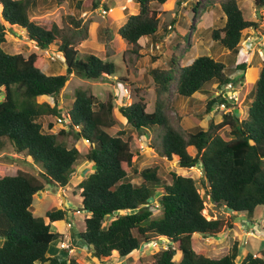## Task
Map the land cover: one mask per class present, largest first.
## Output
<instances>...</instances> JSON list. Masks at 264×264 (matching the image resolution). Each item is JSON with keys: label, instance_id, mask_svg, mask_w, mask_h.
<instances>
[{"label": "trees", "instance_id": "16d2710c", "mask_svg": "<svg viewBox=\"0 0 264 264\" xmlns=\"http://www.w3.org/2000/svg\"><path fill=\"white\" fill-rule=\"evenodd\" d=\"M134 1L139 4V11L128 16L119 27L118 35L132 45V52H138L142 37H151L162 27L166 36L178 19L174 17L170 23L162 21L163 11L154 6L171 0ZM216 2L225 20L221 26L211 28L212 39L236 51L244 31L257 29L261 24L245 18L238 0H208L207 5ZM254 2L257 8L264 7V0ZM177 3L181 4V0ZM32 4L34 0H0V92H5V98L0 101V151L8 143L16 154L32 157L43 167L44 180L23 172L9 174L0 168V264H81L69 256L67 249H60L56 255L49 254L50 245L64 238L51 224L66 219L71 208H51L45 216H37L34 199L48 183L68 186L82 158L91 163L93 171L73 190L74 194L79 193L81 209L89 214L79 233L99 260L112 259L114 254L123 258L130 256L143 243L162 238L167 247L155 253L152 264H264V250L256 254L246 251L239 261L238 241L220 258L198 253L192 241L194 234L216 237L225 228L233 227L232 218L240 213L251 217L258 206L264 205V60L245 118L237 111L226 112L220 122L211 119L207 127L196 131L186 129L180 116L173 119L168 98L173 85L179 95L191 97L213 81L220 88L231 81L237 85L244 77H231L226 64L209 54L199 55L182 66L181 43H178L169 66L156 63L150 71L155 94L152 111L147 110L142 89H136L135 101L118 106L112 98L101 100L90 87H79L68 110L70 130L47 132L40 117L62 112L58 103L51 104L45 96L61 94L71 74L100 80L116 76L117 66L109 58L110 29L104 32L106 59L94 53L82 55L76 45L90 36V21L83 23L79 16L66 15L62 24L41 25L29 14ZM92 5L96 8L99 1ZM201 5V0L193 3V16L199 14ZM6 23L24 28L41 50L57 44L64 54L66 72H47L44 59L38 53L25 56L7 52L2 47ZM246 68L247 62L239 61L237 69ZM223 101L231 104L224 93L211 97L206 104L207 111L216 102ZM118 115L125 119L124 123L147 136L154 131L150 146L159 155L182 168L199 165L201 176L196 179L190 172H172L168 181L160 177L155 166L139 170L129 139L123 137L126 131L122 129L116 135L109 131L117 123ZM75 125H80V130H75ZM52 126V122L48 124L49 128ZM225 127L229 128V136L221 133ZM68 137L88 138V152L83 155L74 143L70 145ZM190 146L196 148L195 154L190 153ZM135 175L141 178L139 183L133 181ZM156 199L158 205L154 202ZM207 199L230 211L233 217L229 221L208 219L203 213ZM179 253L182 257L177 261Z\"/></svg>", "mask_w": 264, "mask_h": 264}, {"label": "rangeland", "instance_id": "374dc122", "mask_svg": "<svg viewBox=\"0 0 264 264\" xmlns=\"http://www.w3.org/2000/svg\"><path fill=\"white\" fill-rule=\"evenodd\" d=\"M94 1L96 0H34V4H32L29 8L31 18L35 22L48 27L53 25V23L62 24L63 18L66 15L79 16L82 18L83 23L90 21V36L82 40L79 45H76L77 51L82 55L94 53L101 58L106 59L107 49L105 46V30L110 29V33L112 35V40L110 42L112 53L109 58L117 66L116 76L112 75L106 76L100 80H90L76 74H71L69 81L61 94L56 97L45 96V99L51 104L55 105V103H58L61 112H67L71 108L70 104L74 99L75 90L79 87H90L101 100L112 98L114 104L118 106L129 105L135 101L137 97L136 89H142L143 92H145L147 110L152 111L155 106V94L154 81L150 71L157 66V64L169 66L172 52L176 49L178 43H181L180 63L182 66L190 64L199 55L213 53L217 58L226 61V71L228 74L233 75L244 73L242 69H236L237 67L234 65V58L239 57L238 55L242 54L240 62H243L244 60L246 61L248 58L246 53H239L243 44L252 41L253 36L257 37L258 35H261L260 41L258 40L259 46L257 45L260 47V42L264 39V7L257 8L254 0H238V2L245 18L259 21L261 26L257 29H248L254 31V33H248L251 35L250 37L245 35L243 37L244 39L240 42L239 49L236 51L230 50V54H228L229 49L213 40L211 36V28L221 26L225 20V14L221 10V6L218 2L213 5H207L208 0H201L203 5L199 8V14L193 16L194 12H192V4L195 0H181V4L177 3L178 0H171L165 5L159 6L156 4L154 6L163 11L161 19L166 23H170L172 18L177 17L178 23L177 25H174L170 31H174L178 34V37L175 36V34L170 36L168 41H165L167 37L164 36V28L162 27L159 29L157 34L151 36L152 39L141 42L138 52H132L130 50L132 45L128 44L126 40L119 37L118 29L125 23L128 16L132 14V10V12L139 11V4L137 3L138 8H136L132 0H97L99 1L97 8H115V11L109 16L103 17L96 11L91 12L95 9L92 5ZM124 6H126L127 9L124 10ZM156 40L158 41L157 44L155 43ZM247 40L248 42H246ZM152 42H154V44H152ZM253 44V46L256 47V41ZM167 45L170 47L168 48ZM2 47L9 53H23L25 56H28L33 52L38 53L44 59L45 70L47 72H66L64 54L58 49L57 44L51 45L49 50H41L36 43L29 39L27 31L18 25L11 26L6 23V40L2 43ZM258 47L255 50H257ZM260 53L261 51L258 49L256 54L260 55ZM261 55L263 56V53H261ZM53 61L55 62L53 63ZM246 62L249 63L248 61ZM53 67H61V69L53 70ZM255 69L256 64L253 63L249 79L251 80V84H253L252 88L254 92L256 89V82L253 77ZM235 86L238 90L240 89V92L242 91L241 93L238 92L242 95L245 90L242 85L238 82ZM126 88H128L127 91ZM218 89V82L213 81L206 84L200 92L205 93L207 96L211 94L210 96L212 97L216 94V90ZM205 90H208L209 92H205ZM4 98L5 92L2 91L0 92V101ZM168 98L171 101V109L169 110V113L173 119L178 116L181 118L182 116L186 117L184 122L185 127L191 126L193 123L196 124L200 121L201 118H197L198 115L196 112L205 111V103L204 101L199 100L198 96L192 98V102L189 101L190 98L185 96H179L178 99L175 100L174 94H169ZM232 105L234 106V104ZM189 110L192 111L190 112L192 115L187 113L185 114V112ZM238 112H240V109ZM203 115L204 112L199 116L202 117ZM212 115L214 116L215 113L213 112ZM245 115L246 113L243 114V116ZM117 118V123L113 127L109 128V131L113 135H116L118 131L122 129L126 131V133L123 134V137L125 139H129L131 149L134 153L133 159L139 170L155 166L159 169L160 177L163 180L168 181L171 179L172 172L186 174L190 171L196 179L201 176L202 169L199 165H196L191 169L181 168L177 165V162H170L166 159V157L159 155V153L150 146V139L154 131H150L149 133H151V136H147L145 133L133 129L130 125L124 123L125 119L121 115H118ZM208 119L209 117L207 116L205 120L200 122V125L207 126ZM39 121L42 123L43 130L47 132L50 131L56 133L59 132L61 128H64L56 122L55 115H43L40 117ZM51 122L53 123V126L52 128H49L48 124ZM200 125L197 124L198 127ZM221 133L225 136L226 133L228 135L229 128L225 127ZM68 140L70 145L74 143L83 155L88 152L90 145L82 138L75 140L72 137H68ZM3 149V151H0V168L4 169L6 173L16 174L17 172H23L33 175L39 180H44V177L41 174L43 167L36 163L32 157L27 156L26 154H16L8 143ZM189 151L192 154L196 153V150L193 147H191ZM84 163H86V160L85 158H82L79 168L75 171L70 184L66 186L65 189L48 183L46 184L44 190L35 195L34 213L37 216H45L49 209L59 207L64 201L66 202L67 197L71 203H69L68 208L81 207V198L79 193L74 194L73 190L79 179L91 173L87 169L88 167L86 168L84 166ZM140 179L139 175H135L133 181L139 183ZM199 188L203 193L204 189L200 185ZM203 213L208 219L225 218L229 221L230 218L233 217L230 211L223 207L215 206L208 199L205 200ZM76 220L74 219L73 221L74 226L72 227L70 234L71 239L69 244L71 247L77 244L76 240H78V236H76L75 232L78 233L85 227L84 214L80 215L76 218ZM232 220L234 222L233 227L227 229L225 228V230H222V232H220L216 237L194 234L192 237L193 248L200 254H204L212 258H220L229 251L235 241H238L240 244V255L238 257L239 261H241L245 256V251H251L256 254L257 251L264 250V205L258 206L251 217H248L246 213H240L235 219L232 218ZM251 227L253 231L248 232ZM74 236H76L75 240ZM55 245L56 244L54 242L50 245V253H55L52 251L55 248ZM166 247V241H164L160 247L152 246L149 241L147 243H143V246L139 249V251H136L130 255V257L127 256L128 258L119 257L118 254H114L112 259L104 260L106 262L101 261L97 263L112 264L111 262H114L115 264H152L156 258L155 253ZM67 250L71 253L69 256L75 258L81 264H90L83 254L70 252V249ZM181 257L182 255L179 253L176 256L177 261H179ZM124 259L125 262L123 261Z\"/></svg>", "mask_w": 264, "mask_h": 264}, {"label": "crops", "instance_id": "0c3cea01", "mask_svg": "<svg viewBox=\"0 0 264 264\" xmlns=\"http://www.w3.org/2000/svg\"><path fill=\"white\" fill-rule=\"evenodd\" d=\"M133 1V4H134V6H136V8H138L137 7V2H135L134 0H132ZM196 1V0H195ZM194 3V2H193ZM193 5V4H192ZM139 9V8H138ZM133 11V10H132ZM131 11V13L132 14H134V13H136L137 11H135V12H132ZM214 15V14H213ZM222 17V16H221ZM177 23H178V21H177ZM215 23V22H214ZM212 24H213V22H212ZM177 25V24H176ZM213 26V25H212ZM194 27V26H193ZM250 32L252 33H254V31H251V30H248V29H246L245 30V32L244 33H249L250 34ZM261 32V31H260ZM176 33L173 31V32H169L168 34H166V39H165V41H168L169 39H170V36H172V35H175ZM175 36H177L178 37V34H176ZM253 38V40L252 41H250V44L252 45L251 47H252V49H251V47H250V51L248 52V54H246V56H248V58L246 59V61H248L249 63H247V68L245 69V70H242V71H244V73H242V74H233V75H230L231 77H239V76H241L242 77V75H244V77H243V79H241V82H239L240 83V85H242V87L245 89L244 90V93L242 94V95H240L239 94V97H238V99H237V102H235L234 103V110L235 111H239V109H240V114H241V117L242 118H245L246 117V115H247V109H248V107H249V105H250V103H251V100H252V98H253V95H254V91H253V84H251V80L249 79V74H250V72H251V67H252V65H253V63H255L256 64V69H255V72H254V80H255V82H256V80H257V78H258V73H259V71H260V69H261V67H262V63H263V60H264V57L261 55V53H263L264 52V47H261V46H264V39L263 40H261V42H260V47H258L259 45H258V43H259V41H260V39H261V35H258L257 37L256 36H253L252 37ZM251 38V39H252ZM149 39H152L151 37H148V36H144V37H142L141 39H140V44H141V42L142 41H144V40H149ZM256 41V47L255 46H253L254 44V42ZM259 40V41H258ZM156 44L158 43V41L156 40V42H155ZM152 44H154V42H152ZM258 45V46H257ZM167 47L169 48L170 46H168L167 45ZM258 47V49L261 51V53H260V55H257L256 53H257V51H258V49L257 50H255L256 48ZM228 54H230V50H228ZM245 52V51H244ZM243 52V53H244ZM209 55H211V56H213V57H215L217 60H220V61H222V62H224L225 64H226V61H224V60H222V59H220V58H217L213 53H210ZM264 55V54H263ZM239 57H235L234 58V65H235V67H237V65H238V62L241 60L240 58L242 57L241 55H238ZM245 56V57H246ZM245 61V62H246ZM237 69V68H236ZM238 73H240V72H238ZM254 83V82H253ZM204 88V87H203ZM220 88H222V86L220 87ZM220 88L218 89V90H216V94H214L213 96H216L217 94H218V92L220 91ZM240 90V89H239ZM238 90V92H240ZM205 92H209L208 90H205ZM242 92V91H241ZM240 92V93H241ZM171 94H174V98H175V100L176 99H178V97L179 96H181V95H179L177 92H176V90H175V87H174V85L172 86V93ZM197 94H199V95H197ZM211 94H209L208 96L205 94V93H201L200 91H197V92H195L191 97H188V98H190L189 99V101L190 102H192V98H195V97H199V100H202V101H204V103H205V111H200V112H196V114L198 115L197 116V118H201L200 119V121L199 122H197L196 124L195 123H193L191 126H187V127H185V124H184V122H185V118L186 117H184V116H182V124H183V126L185 127V128H188V130H190V131H196V130H198L199 128H205V127H207V126H201L200 124V122L201 121H203V120H205L206 119V117L208 116L209 117V119H208V121H207V124H209V121L211 120V119H213L215 122H220L221 120H222V112H216L215 110H214V107H212V109L208 112L207 111V108H206V104H207V102H208V100H210V98H211V96H210ZM212 96V97H213ZM190 112H192L191 110H189V111H187V112H185V114L187 113V114H190V115H192V113H190ZM204 112V115L201 117V116H199V115H202V113ZM215 113V115L213 116L212 115V113ZM243 112V113H242ZM244 113H246V115L245 116H243V114ZM197 124L198 125H200L199 127L197 126ZM191 147H193V148H195L194 146H190L189 147V149L191 148ZM195 150H196V148H195ZM81 164V163H80ZM85 165V167L90 171V172H92L93 171V167H92V165H91V163L88 161V160H86V163H84ZM80 166V165H79ZM79 166H78V168H79ZM77 168V169H78ZM77 171V170H76ZM82 179V178H81ZM81 179H79V181L81 180ZM78 181V182H79ZM65 189V188H64ZM40 193V192H39ZM39 193H37V194H39ZM81 200V199H80ZM69 199H68V197H67V200H66V202L64 201L63 202V204L62 205H60L59 207H57V208H62V207H65V208H68V205H69ZM71 204V203H70ZM79 208H81V207H79ZM74 209H76V207L75 208H71V210L69 211V215H68V217L66 218V219H64V220H58V221H54V222H52V228H53V230L54 231H58V232H62L63 234H64V238H63V240L62 241H64L65 239L69 242L70 241V239H71V237H70V234H71V230H72V228H69L68 226H67V223H68V221H71L72 220V218H75V220H76V218H78L80 215H82V214H84V218L87 216V215H89L86 211H82V214H80V215H77V214H75V211H74ZM78 220V219H77ZM76 220V221H77ZM80 220V219H79ZM62 222H63V224H62ZM57 225H58V227H57ZM76 233V236H78V240H76V245H74V246H72L71 247V250H70V252H78V253H80V254H83L84 255V257L89 261V263L90 264H98L97 262H101L102 260H99L98 258H96L94 255H93V250H92V248L89 246V245H86V243H85V241L83 240V238L80 236V233L78 232H75ZM76 236H74V240H75V237ZM60 240V239H59ZM59 240L57 241H55L54 243L56 244L55 245V248L52 250L53 252H55V253H50L49 252V254L50 255H56V254H58L59 253V250H60V247H59ZM88 247V248H87ZM57 249H58V251H57ZM245 250V249H244ZM246 252V251H245ZM69 254H71V253H69ZM128 257H130V256H128ZM128 257H126V258H128ZM125 258V257H124ZM99 260V261H98ZM112 261V260H111ZM124 262H125V259L123 260ZM122 261V262H123ZM102 262H106V261H102ZM128 262V261H127ZM112 264H115L114 262H111ZM126 264V263H125Z\"/></svg>", "mask_w": 264, "mask_h": 264}, {"label": "built area", "instance_id": "2783aa9c", "mask_svg": "<svg viewBox=\"0 0 264 264\" xmlns=\"http://www.w3.org/2000/svg\"><path fill=\"white\" fill-rule=\"evenodd\" d=\"M98 14L102 15L103 17H106L108 15H110L113 12V8L109 7H99L95 10ZM127 91V89H126ZM232 91V92H231ZM224 93L225 96L229 97L230 99L234 100L237 98L238 93L235 91V86L234 83L231 81L229 82L227 85H223V87L220 89L219 93ZM215 110L217 111H231L232 107L230 105H228L226 102H221V103H216L214 106ZM56 122L63 126L67 131L70 130L71 127V116L68 113H62L61 115H56ZM75 130H80V125H75ZM83 140L87 143L90 144V140L88 138H83ZM82 213L80 209H76L75 214H80ZM67 226L69 228H71L73 226V222L69 221L67 223ZM252 228H249L248 232H252ZM249 234V233H248ZM251 234V233H250ZM152 244V246H160L163 244V241L159 240V239H153L150 242ZM68 242L66 241H61L60 242V248L61 249H66L68 248Z\"/></svg>", "mask_w": 264, "mask_h": 264}, {"label": "clouds", "instance_id": "9594fccd", "mask_svg": "<svg viewBox=\"0 0 264 264\" xmlns=\"http://www.w3.org/2000/svg\"><path fill=\"white\" fill-rule=\"evenodd\" d=\"M98 8H99V7H98ZM106 8H109V7H106ZM112 8H113V7H112ZM96 9H97V7H96L95 9H93L91 12L95 11ZM123 9L125 10V9H127V7L124 6ZM113 11H115V8H113ZM134 14H135V13H134ZM130 15H131V14H130ZM108 16H109V15H108ZM250 29H251V28H250ZM244 32H245V31H244ZM245 35H247V36H249V37L251 36V35H249L248 33H243V37H244ZM249 37H248V38H249ZM242 39H244V38H242ZM248 40H250V39H248ZM248 40H247L246 42H248ZM241 41H242V40H241ZM251 46H252V45L250 44V42H249V43H245V44H243V46L240 48V52H239V53H241V52L243 53V52L245 51L244 53L248 54V52L250 51V47H251ZM263 54H264V52H263ZM240 55H242V54H240ZM174 86H175V85H174ZM222 86H223V85H222ZM234 86H235V84H234ZM126 89H128V88H126ZM235 91L238 93V88H236V86H235ZM231 92H232V91H231ZM171 93H172V91H171ZM218 93H219V92H218ZM217 95H218V94H217ZM237 96L239 97V93H238ZM226 97H227V96H226ZM238 97H237L236 99H234V100H232V99H230L229 97H227V99L230 100V103H231V104H229V105L232 107L231 111H227V112H235V111H234V106H233L232 104H234V102H237ZM216 103H217V102H216ZM216 103H215V104H216ZM214 106H215V105H214ZM214 106H213V107H214ZM214 110H215V108H214ZM216 112H217V110H216ZM218 112H222V115H223V113H226V112H224V111H218ZM62 113H68V111H67V112H62ZM194 167H195V166H194ZM181 168H182V167H181ZM187 169H188V168H187ZM190 169H191V168H190ZM189 172H190V171H189ZM154 202H155L156 205H158V204H157V199H156ZM76 209H80L81 212L84 211V210H82L81 208H76ZM76 209H74V211H76ZM80 214H82V213H80ZM77 215H79V214H77ZM74 219H75V218H72L71 221L73 222ZM68 222H69V221H68ZM248 222L250 223L249 220H248ZM73 226H74V224H73ZM73 226H72V227H73ZM72 227H71V228H72ZM251 228H252V227H251ZM155 239H159V240H161V241H163V242L165 241V240L162 239V238H155ZM152 240H153V239H152ZM64 241L68 242L66 239H65ZM60 242H61V241H60ZM150 242H151V240H150ZM85 243H86V242H85ZM59 245H60V243H59ZM68 245H69V246H68V248H66V249H70V250H71V246H70L69 242H68ZM86 245H88V244H86ZM166 245H167V244H166ZM142 246H143V245H142ZM142 246H141V247H142ZM160 246H161V245H160ZM160 246H158V247H160ZM59 247H60V246H59ZM90 247H91V246H90ZM141 247H140V248H141ZM156 247H157V246H156ZM91 248H92V247H91ZM140 248H139V249H140ZM60 249H61V248H60ZM139 249H138L137 251H139Z\"/></svg>", "mask_w": 264, "mask_h": 264}, {"label": "bare ground", "instance_id": "6f19581e", "mask_svg": "<svg viewBox=\"0 0 264 264\" xmlns=\"http://www.w3.org/2000/svg\"><path fill=\"white\" fill-rule=\"evenodd\" d=\"M114 12V11H113Z\"/></svg>", "mask_w": 264, "mask_h": 264}]
</instances>
